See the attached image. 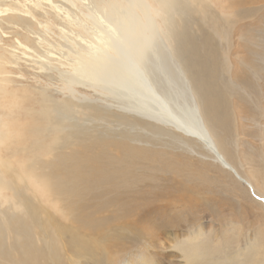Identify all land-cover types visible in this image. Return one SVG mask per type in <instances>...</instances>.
I'll return each instance as SVG.
<instances>
[{
    "label": "rangeland",
    "instance_id": "rangeland-1",
    "mask_svg": "<svg viewBox=\"0 0 264 264\" xmlns=\"http://www.w3.org/2000/svg\"><path fill=\"white\" fill-rule=\"evenodd\" d=\"M113 1L0 0V160L4 164H0V174L9 183L13 179L18 182L16 189L20 192L25 188L24 196L31 199V204L38 203L44 218H56L61 223L67 220L59 204L44 196L43 189L48 177L54 176L58 166L65 163L64 155L57 157L59 147L49 154L33 148L38 140L45 146L49 144L48 136L37 134L39 128L47 125L44 115L70 98L65 90L67 83L60 73L71 71L75 44L93 47V40L83 29L94 23L90 17L91 5L107 7ZM148 1L156 4V0ZM116 12L127 13L126 10ZM165 12L164 22L158 18L159 26L165 31L162 38L175 63L186 78L193 76V82L199 74L203 76L201 85L206 84V88L202 89L208 91V84H213L211 92L224 94L221 100L217 95L215 101L218 126L208 120V129L215 141L227 137L228 141L225 142V138L221 141L228 151L232 150L230 157L233 158L225 155L226 159L252 186V193L244 181L238 182L229 172L217 168L219 163L195 139L179 137L183 148L173 140L140 141L149 149L165 152L164 156L178 157L179 162L184 161L188 167L179 169V178L172 172H163L160 167L154 169L157 174L150 181L154 188L150 193L151 206L156 208L154 215L125 220L130 226H125V231L119 229L120 232L114 222L112 226L120 236L116 243L120 253L109 261L103 258L101 264H165L161 257L163 245H185L195 231L199 232L196 240L200 253L207 252L200 264H208L209 260L214 264H227L225 256L230 257L247 244H255L253 251L262 253L264 250V206L255 198L264 199V0H171ZM118 16L114 17L115 22H119ZM191 85L193 87V83ZM196 85L194 83L193 88ZM162 87L167 92L168 87ZM77 90L98 100L71 98L73 103L76 101L75 111L58 113L65 119L63 126L75 127L66 131L77 133L81 127L121 129L117 119L110 122L87 115L86 106L106 110L112 106L99 101L88 89ZM196 98L202 108L200 97L196 95ZM223 122L227 132L221 129ZM221 141H218L219 147ZM69 151L67 149L66 153ZM153 165L161 164L155 161ZM175 178L178 183L183 182L177 191L170 187L176 184ZM11 193L7 186L1 187L0 211H7ZM2 245L6 249L10 242ZM77 260L93 264L88 258ZM0 264L11 262L0 258Z\"/></svg>",
    "mask_w": 264,
    "mask_h": 264
},
{
    "label": "bare ground",
    "instance_id": "bare-ground-1",
    "mask_svg": "<svg viewBox=\"0 0 264 264\" xmlns=\"http://www.w3.org/2000/svg\"><path fill=\"white\" fill-rule=\"evenodd\" d=\"M119 2L125 4L124 8ZM155 2L153 5L148 0H114L107 7L91 5L93 11L90 17L94 23L83 29L93 40V47L75 44L77 47L71 53V71L60 73L67 83L65 90L70 98L44 115L47 125L39 128L40 133L37 134L45 138L48 136L49 144L45 146L38 140L33 146L35 150H46V154L59 147L57 157L64 155L65 163L58 166L54 176L48 177L44 183L47 190H43L44 196L59 204L67 221L61 223L56 218H44L38 203L35 201L36 205L31 204V199L24 196L25 188L22 194L16 189L18 182L15 183L13 179L14 182L11 180L9 183L0 174V190L2 186H7L12 191L8 197L7 211H0V258L3 261L11 264H82L77 259L88 258L93 264H101L103 258L107 261L115 259L120 253L116 245L120 239L117 231L130 226L125 224V220L134 216L143 219L154 215L156 208L151 206L150 201V193L154 190L150 181L157 174L154 169L160 167L163 172H172L179 178V169L188 167L184 161L179 162L178 157L176 160L171 155L164 156L165 152L149 149L139 143L145 139L150 143L157 139L173 140L182 148L184 145H181L183 143L179 137L195 139L219 163L221 167L217 164V168L229 172L238 182L245 180L226 159L225 155L231 160L233 156L230 157L232 150L228 151L222 142L225 137L218 139L222 140L219 147L208 129V120L218 126L215 101L219 93L211 92L213 84H208V91L202 89L206 85H201L203 76L199 74V78L196 77L193 82V76L186 78L175 63L176 59H173L171 50L162 38L165 31L159 26L160 18L162 22L165 21V8L171 0ZM125 10L127 13L116 12ZM116 15H119V22H115ZM191 83L193 87L195 83V88ZM164 85L168 87L167 92L162 87ZM78 88L92 91L100 98L99 101L112 106L109 110L86 106L87 115L92 114L110 122L117 119L123 128L93 127L89 130L81 127L77 133L66 131V128L75 127L63 126L65 119L61 115L75 111V100L96 102L97 99L80 93ZM196 95L200 97L203 109ZM222 95L220 92V100ZM71 98L75 99V103ZM221 129L228 130L224 122ZM226 139L225 142L228 141ZM67 149L70 153H66ZM32 153L39 156L37 152ZM155 161L161 165L154 166ZM177 180L176 184L170 186L175 191L183 183ZM243 183L252 193V186L246 181ZM255 198L264 206L263 198ZM32 199L34 202V197ZM20 202L28 204L22 205ZM114 222V226L118 225L117 231L112 226ZM198 236L199 232L195 231L185 245H163L161 257L164 263L200 264L207 252L200 253L201 247L196 240ZM6 242H10V245L5 249L2 243ZM247 245L232 252L230 257L226 255L227 264H264V250L262 253L253 251L255 244ZM208 264L214 263L209 260Z\"/></svg>",
    "mask_w": 264,
    "mask_h": 264
}]
</instances>
